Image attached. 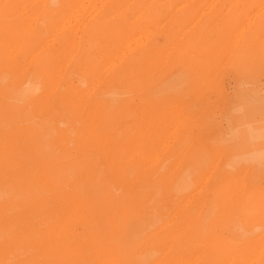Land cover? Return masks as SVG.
Returning <instances> with one entry per match:
<instances>
[{
  "label": "rangeland",
  "instance_id": "rangeland-1",
  "mask_svg": "<svg viewBox=\"0 0 264 264\" xmlns=\"http://www.w3.org/2000/svg\"><path fill=\"white\" fill-rule=\"evenodd\" d=\"M252 263L264 0H0V264Z\"/></svg>",
  "mask_w": 264,
  "mask_h": 264
},
{
  "label": "bare ground",
  "instance_id": "bare-ground-1",
  "mask_svg": "<svg viewBox=\"0 0 264 264\" xmlns=\"http://www.w3.org/2000/svg\"><path fill=\"white\" fill-rule=\"evenodd\" d=\"M110 2H112V1H110ZM154 2H155V1H154ZM107 3H109V2H107ZM134 3H135V1H134ZM151 4H152V3H151ZM154 4H155V3H154ZM105 5H106V4H105ZM105 5H104V6H105ZM108 5H109V4H108ZM155 6H156V5H155ZM33 7H34V6H33ZM109 8H110V7H109ZM129 8H130V6H129ZM129 8H128V9H129ZM102 9H103V6H102ZM72 11H73V10H72ZM128 11H129V10H128ZM99 12H100V11H99ZM71 13H72V12H71ZM96 13H98V12H96ZM229 13H230V12H229ZM94 14H95V13H94ZM142 14H143V13H142ZM72 16H74V14H73ZM72 16H71V17H72ZM115 19H117V18H115ZM91 20H92V19H91ZM137 20H138V19H137ZM135 22H136V21H135ZM135 22H134V23H135ZM132 24H133V23H132ZM132 24H131V25H132ZM65 27H66V26H65ZM67 27H68V26H67ZM110 29H111V28H110ZM146 29H148V28H146ZM64 30H65V29H64ZM148 31H150V30L148 29ZM142 32H143V31H142ZM60 33H61V32H60ZM149 33H150V32H149ZM206 38H207V37H206ZM140 39H141V38H140ZM144 39H145V38H144ZM146 39H147V38H146ZM146 39H145V40H146ZM207 39H208V38H207ZM207 39H206V40H207ZM138 40H139V39H138ZM149 40H150V39H149ZM206 40L204 39L203 42H205ZM207 41H208V40H207ZM147 42H148V41H147ZM136 43H137V42H136ZM142 43H143V42H142ZM142 43H140V44H142ZM137 44H139V42H138ZM137 44H136V45H137ZM143 44L145 45V44H147V43H143ZM131 45H132V44H131ZM144 45H142V47H143ZM145 46H146V45H145ZM24 47H25V46H24ZM138 47H139V46H138ZM140 47H141V46H140ZM26 48H29V47H26ZM26 48H25V49H26ZM152 48H153V47H152ZM124 50H125V48H124ZM140 50H141V49H140ZM129 54H130V53H129ZM126 56H127V55H126ZM124 57H125V56H124ZM124 57H123V58H124ZM121 58H122V57H121ZM125 58H126V57H125ZM116 59H117V57H116ZM123 60H124V59H123ZM123 60H122V61H123ZM119 61H120V60H119ZM102 249H103V248H102ZM104 260H105V259H104ZM252 264H253V263H252Z\"/></svg>",
  "mask_w": 264,
  "mask_h": 264
}]
</instances>
